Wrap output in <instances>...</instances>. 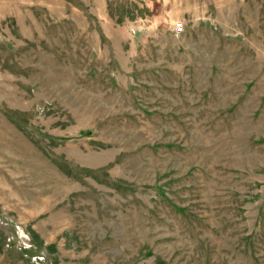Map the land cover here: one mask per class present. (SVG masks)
<instances>
[{"label": "rangeland", "instance_id": "374dc122", "mask_svg": "<svg viewBox=\"0 0 264 264\" xmlns=\"http://www.w3.org/2000/svg\"><path fill=\"white\" fill-rule=\"evenodd\" d=\"M0 264H264V0H0Z\"/></svg>", "mask_w": 264, "mask_h": 264}, {"label": "built area", "instance_id": "2783aa9c", "mask_svg": "<svg viewBox=\"0 0 264 264\" xmlns=\"http://www.w3.org/2000/svg\"><path fill=\"white\" fill-rule=\"evenodd\" d=\"M175 29L177 33H181L182 31H184V26H176Z\"/></svg>", "mask_w": 264, "mask_h": 264}]
</instances>
